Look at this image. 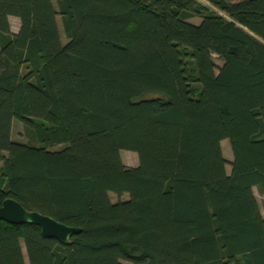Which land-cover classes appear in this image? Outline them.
<instances>
[{"label":"trees","instance_id":"trees-1","mask_svg":"<svg viewBox=\"0 0 264 264\" xmlns=\"http://www.w3.org/2000/svg\"><path fill=\"white\" fill-rule=\"evenodd\" d=\"M0 162L80 228L0 220V264H264V0H0Z\"/></svg>","mask_w":264,"mask_h":264},{"label":"water","instance_id":"water-1","mask_svg":"<svg viewBox=\"0 0 264 264\" xmlns=\"http://www.w3.org/2000/svg\"><path fill=\"white\" fill-rule=\"evenodd\" d=\"M0 220L9 224L31 223L40 228L46 238H54L62 244H68L70 237L80 232V228L68 226L48 214L25 208L13 198H5L0 205Z\"/></svg>","mask_w":264,"mask_h":264},{"label":"rangeland","instance_id":"rangeland-1","mask_svg":"<svg viewBox=\"0 0 264 264\" xmlns=\"http://www.w3.org/2000/svg\"><path fill=\"white\" fill-rule=\"evenodd\" d=\"M53 3L55 4V0H52ZM57 21H58V27H59V31H60V37H61V41L63 43H65L67 41V39L65 38L63 32H62V27H61V22H60V18L57 17ZM192 22L194 23H198L199 19L198 18H192L191 19ZM11 24L13 26H16L17 24V20L15 18H11ZM213 60L214 63L216 64V66H220L221 65V60L216 56L213 55ZM12 129H11V137L14 140L17 141H25L24 136L22 135V125L19 121H17L16 119L13 120L12 122ZM221 149H222V153L223 156L225 157V159L227 160V162H230L232 160V151H231V147L229 144V141L227 139H224L221 141ZM120 156L122 159V162L127 165V166H137L138 164V159H137V154L133 151L130 150H121L120 151ZM1 162H0V167H1ZM226 172L229 173L230 172V165L229 163L226 164ZM2 177V172L0 171V179ZM256 200L258 202V205L260 207L262 216L264 217V197L262 194L259 193L257 188H253ZM109 198L111 202H116L118 200H126L128 199V195L127 194H122L121 196H117L113 193L109 194ZM124 264H129L127 262H123Z\"/></svg>","mask_w":264,"mask_h":264},{"label":"crops","instance_id":"crops-1","mask_svg":"<svg viewBox=\"0 0 264 264\" xmlns=\"http://www.w3.org/2000/svg\"><path fill=\"white\" fill-rule=\"evenodd\" d=\"M11 18H15V19L17 20V24H16V26H13V25L11 24ZM9 23H10L11 31H12V32H17L18 29H19V26H20L19 19H18L17 17H14V16H9Z\"/></svg>","mask_w":264,"mask_h":264}]
</instances>
